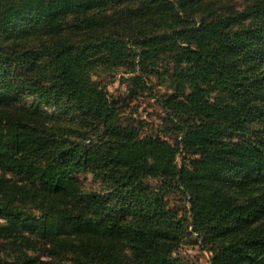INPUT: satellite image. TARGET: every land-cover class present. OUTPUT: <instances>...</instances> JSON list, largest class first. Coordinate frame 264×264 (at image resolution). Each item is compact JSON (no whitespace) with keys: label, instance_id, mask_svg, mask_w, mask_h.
<instances>
[{"label":"trees","instance_id":"obj_1","mask_svg":"<svg viewBox=\"0 0 264 264\" xmlns=\"http://www.w3.org/2000/svg\"><path fill=\"white\" fill-rule=\"evenodd\" d=\"M239 2L0 0V168L42 185L7 193L0 179V249L15 251L0 264H198L187 238L210 264H264V129L223 136L264 121V0ZM25 20L35 43L10 33ZM119 67L115 98L101 80ZM150 75L174 89L157 99L174 143L114 124ZM25 93L62 115L4 98ZM82 172L106 193L85 191Z\"/></svg>","mask_w":264,"mask_h":264},{"label":"rangeland","instance_id":"obj_2","mask_svg":"<svg viewBox=\"0 0 264 264\" xmlns=\"http://www.w3.org/2000/svg\"><path fill=\"white\" fill-rule=\"evenodd\" d=\"M240 0H237L239 2ZM243 0H241L242 3ZM245 1V0H244ZM71 18H68L67 21H70ZM20 24L16 25L11 30L10 33H22L24 31H29L28 35L21 39L25 44L35 43L38 39L37 32H31V30L37 29L40 24L35 22L25 20ZM0 37H3V32H0ZM119 70L110 74H103L102 83L107 86L108 92L111 96L118 98L126 96L127 82L120 79L122 71L128 70L127 67H119ZM174 92V89L166 83V78L158 79L155 75H150V78L147 79L145 87L141 88L139 93L135 95V100L129 107H127L124 112L118 116L114 121L115 125H126L132 123L134 120L140 121L141 129L143 135L149 134H162L167 140L174 143L176 140V128L172 122V119H169L167 114L161 109L158 98L167 96ZM4 96L1 97L3 99ZM11 103H15L19 106L31 107L39 106L43 110L53 113L56 116H61L62 112L57 107L47 105L40 98L32 94H22L11 97H4ZM264 120V118H263ZM259 129H264V121H254L250 123V129L246 132H224V139L227 141H242L244 139H252L257 136V131ZM181 163L182 159H178ZM78 181L80 182L82 188L85 191L97 190L102 194L106 193L104 187L101 186V183L95 175L90 172H82L75 175ZM3 177L9 179L6 183L2 184V187L8 188L7 193L21 189L22 187L35 189L41 187L40 182H31L25 180L22 176L13 173L8 170H3L0 168V179ZM234 177V174H229V177ZM235 177H238L235 176ZM226 178V179H227ZM147 185L151 189L156 188L157 182L155 180H147ZM4 192L0 191V200H3ZM166 199L169 201V206L172 207L175 211L178 209L179 215H184L189 208L187 199L181 195L180 192H170L167 194ZM196 237V236H194ZM185 244L182 247L183 255H186L191 260L195 261L198 264H210L211 254L209 251L202 248L200 243L197 242L196 238H187L184 242ZM1 250V257L13 259L15 258V251H12L11 248L7 247L6 249ZM29 255L35 256H44L43 250L33 251L27 250Z\"/></svg>","mask_w":264,"mask_h":264}]
</instances>
